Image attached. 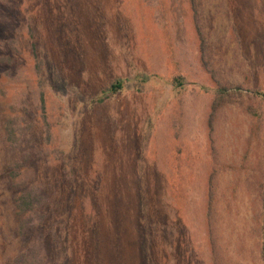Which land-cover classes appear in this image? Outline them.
Instances as JSON below:
<instances>
[{"label":"rangeland","instance_id":"374dc122","mask_svg":"<svg viewBox=\"0 0 264 264\" xmlns=\"http://www.w3.org/2000/svg\"><path fill=\"white\" fill-rule=\"evenodd\" d=\"M255 90L264 0H0V264H264ZM22 160L58 247L19 235Z\"/></svg>","mask_w":264,"mask_h":264},{"label":"trees","instance_id":"16d2710c","mask_svg":"<svg viewBox=\"0 0 264 264\" xmlns=\"http://www.w3.org/2000/svg\"><path fill=\"white\" fill-rule=\"evenodd\" d=\"M202 40V38H200ZM203 41V40H202ZM177 82V81H176ZM181 85V83H178ZM123 89V81L117 80L114 82L104 93L105 96L109 94H115ZM253 94L264 101V92L260 90H255ZM7 141L13 145L18 138H20V133H17L13 127L6 129ZM7 172L9 178L13 181L19 182L20 173L25 171V162L18 161L12 163L8 168ZM35 174L31 173L28 178L22 179L19 182L18 191L15 199V209L16 215L19 217V235L24 234L26 231L34 232L35 229H42V231L50 232L47 234L48 237L54 239L53 244L55 247L60 246L62 235L59 233L64 224V213L59 212V210H54L51 212L48 209H44L45 205L49 201L47 193L43 192L40 187L42 184L37 181V179L32 178ZM37 181V182H36ZM36 215V216H35ZM35 216V217H34ZM262 235V242H263ZM44 234L38 236V240H43ZM24 262H27L24 259Z\"/></svg>","mask_w":264,"mask_h":264}]
</instances>
